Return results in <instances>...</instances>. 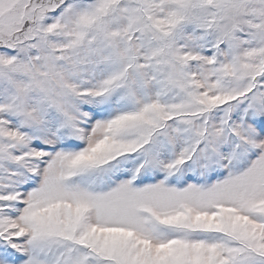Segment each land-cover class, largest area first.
Wrapping results in <instances>:
<instances>
[{"label": "snow or ice", "instance_id": "6c2138e0", "mask_svg": "<svg viewBox=\"0 0 264 264\" xmlns=\"http://www.w3.org/2000/svg\"><path fill=\"white\" fill-rule=\"evenodd\" d=\"M0 264H264V0H0Z\"/></svg>", "mask_w": 264, "mask_h": 264}]
</instances>
